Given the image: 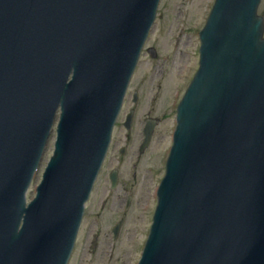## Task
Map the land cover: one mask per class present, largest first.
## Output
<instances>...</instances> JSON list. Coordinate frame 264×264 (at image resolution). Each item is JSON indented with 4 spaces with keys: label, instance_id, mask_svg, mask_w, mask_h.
<instances>
[{
    "label": "water",
    "instance_id": "water-1",
    "mask_svg": "<svg viewBox=\"0 0 264 264\" xmlns=\"http://www.w3.org/2000/svg\"><path fill=\"white\" fill-rule=\"evenodd\" d=\"M158 3L0 0V264H66ZM258 3L216 0L200 34L139 264H264ZM58 107L55 151L26 208Z\"/></svg>",
    "mask_w": 264,
    "mask_h": 264
},
{
    "label": "rangeland",
    "instance_id": "rangeland-1",
    "mask_svg": "<svg viewBox=\"0 0 264 264\" xmlns=\"http://www.w3.org/2000/svg\"><path fill=\"white\" fill-rule=\"evenodd\" d=\"M212 3L213 0H160L145 44V49H156L157 58L151 59L144 49L130 85L131 93L140 89L133 128L126 132L122 127L125 115L132 106L128 100L114 129L112 150L87 204L69 264H135L139 259L155 207V187L163 175L165 153L171 144L175 108L197 70L198 32L207 19ZM258 11L264 17V0H261ZM148 111L159 119V124L149 148L140 156L138 147L142 141L144 116ZM54 141L53 131L27 194L29 200L33 198L35 187L52 154ZM124 145L129 151L118 164V149ZM133 165H136L135 169ZM116 166L120 167L121 177L118 188L111 191L106 180L110 169ZM128 194L132 195V201L126 212V221L118 240L113 241L111 228L121 217ZM103 201L105 205L102 207ZM94 235L98 236V246L90 253L89 246Z\"/></svg>",
    "mask_w": 264,
    "mask_h": 264
}]
</instances>
